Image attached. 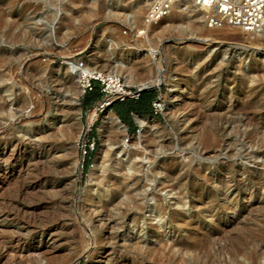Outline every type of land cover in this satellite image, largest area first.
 <instances>
[{"label":"rangeland","instance_id":"rangeland-1","mask_svg":"<svg viewBox=\"0 0 264 264\" xmlns=\"http://www.w3.org/2000/svg\"><path fill=\"white\" fill-rule=\"evenodd\" d=\"M144 1L0 0V264H264V46L181 10L140 38ZM71 61L104 75L123 63L130 73L115 77L153 88L157 114L144 128L137 114L131 128L119 120L110 149L98 125L115 113L104 96L85 108ZM159 73L170 82L154 85ZM246 94L259 103L252 125L188 115L241 118ZM123 201L142 208L137 221Z\"/></svg>","mask_w":264,"mask_h":264},{"label":"built area","instance_id":"built-area-1","mask_svg":"<svg viewBox=\"0 0 264 264\" xmlns=\"http://www.w3.org/2000/svg\"><path fill=\"white\" fill-rule=\"evenodd\" d=\"M178 5L182 12H198L202 15L203 25L208 29H222L225 27L238 28L248 32L263 29L264 0H155L146 10L142 26L135 30L140 38L147 36V29L165 20L171 9ZM126 34V32H124ZM62 63V62H61ZM79 69L83 67L79 64ZM74 75L82 96L91 92L93 87L99 86L104 98L99 104L100 109L110 107L113 102L138 100L140 90H128L120 78L107 76L102 73L89 74L77 70ZM159 104L153 102L154 114ZM93 151V145L83 143L82 157L86 158Z\"/></svg>","mask_w":264,"mask_h":264},{"label":"bare ground","instance_id":"bare-ground-1","mask_svg":"<svg viewBox=\"0 0 264 264\" xmlns=\"http://www.w3.org/2000/svg\"><path fill=\"white\" fill-rule=\"evenodd\" d=\"M155 0H146L144 1V3H142L141 5L145 4L146 3V6H150ZM11 4V3H9ZM8 5V4H7ZM12 5V4H11ZM137 6V10L140 9V6ZM11 7V6H10ZM147 7V8H148ZM3 8V7H2ZM141 10V9H140ZM139 10V12H140ZM180 7L178 5L174 6L172 9H171V12L169 14L172 15V14H180ZM135 13H136V10H135ZM187 13V12H185ZM191 13V12H189ZM197 13V16H198V19H201L202 22H203V19H202V15L198 12H195ZM168 16V17H169ZM167 17V18H168ZM152 27V26H151ZM150 27V28H151ZM223 29H233L231 27H225ZM235 29V28H234ZM241 30V29H240ZM209 31V30H208ZM242 32L244 34H246L248 37H253L254 39L253 40H250V39H246V43L248 45H250L251 47H255L256 49L259 48V47H262L264 46L263 45V42H264V22H263V29L261 30H258L256 32H248V31H245V30H242ZM260 51L264 50V49H259ZM95 64L98 63V60L95 58ZM81 64V63H80ZM64 65H65V71H66V74L69 75V73H72L74 75V72H76L77 70H81L82 72H88L89 74H93V73H99V71H102V70H99V69H90L88 68L89 65H87L85 68L82 67L81 69H79V62L77 61H71V62H64ZM225 65L223 63V61L221 60V64L219 66V68H223L222 66ZM101 68H107L109 69L107 72H104L108 75H112V76H121L124 72H129V69L127 68V66H125L123 63L121 62H107L106 64L103 63V65L101 66ZM159 72H162L161 70H159ZM130 73V72H129ZM169 73V72H168ZM65 74V73H64ZM170 74V73H169ZM107 75V76H108ZM75 76V75H74ZM118 78V77H117ZM171 77H169V75L167 76L166 74L165 75H161L159 73L157 79H155L154 81L152 80V83L154 85L156 84H160V83H163V82H170V79ZM216 78V77H215ZM75 79H76V82H78V79L76 78L75 76ZM228 83L229 85H232V86H236V82L235 80H233V82H226ZM167 86V85H166ZM174 86V85H173ZM176 86V85H175ZM159 87V86H157ZM145 88H148V86H146V84H140L138 86V90H142V89H145ZM170 89V88H169ZM231 92V91H230ZM234 94V93H233ZM75 96L73 97V102L75 104L78 103V96L79 94H74ZM177 95V94H176ZM80 97V96H79ZM174 99V98H173ZM172 99V100H173ZM235 99V98H234ZM238 100V101H237ZM239 100L241 101L239 103ZM163 101V100H162ZM181 103V102H180ZM73 104V103H72ZM79 104V103H78ZM259 103L258 102H255L254 101V98L251 96V95H247L246 96H239V95H236V101L234 100V106H233V111L236 112V113H241L242 114V117L241 118H234L232 120H229L226 116H224V114H219L218 116L214 115L213 113L214 112H211V111H204L202 113H200L199 111H189L188 112V115L190 117H196L198 119H203V118H206V119H212L214 120L213 122L215 123L214 125L218 124L219 122H225V123H240V124H244L245 125H248V124H251L252 123V119L250 118V114L256 112L258 110V105ZM182 108V107H181ZM184 109V108H183ZM182 110V109H181ZM95 117H96V111L94 109H92L89 113H88V126L87 127H90L94 121H95ZM136 118V121L137 123L141 126V127H145L147 125V120L145 119V117L143 116H138L136 115L135 116ZM218 122V123H216ZM255 124V123H254ZM52 125V124H51ZM252 125V124H251ZM250 125V126H251ZM259 126V125H258ZM148 128V127H147ZM125 126L119 121L118 117L116 115H114L112 112H109L102 120L101 124L98 125V131L100 133V135L103 137V140H104V143L106 145L109 146L110 149H112L113 145L118 143L119 141H117V137L119 134H124L125 133ZM214 130L215 131H220V129L216 126L214 127ZM221 132V131H220ZM223 133V132H222ZM120 138V137H119ZM138 138V137H137ZM141 136L138 138V140L135 141V148H140V149H145V144L143 147L142 146V141L140 140ZM211 137H209V139H207V143L209 144L210 142H216L217 143V140H215L216 138H212L210 139ZM124 144V143H123ZM39 145V144H38ZM119 148L122 147V144L120 146H118ZM104 150H106V147L104 146ZM103 150V151H104ZM184 166H180V168H170L171 170H169L167 173L168 175L169 174H172V173H175V171H181V170H184L183 168ZM94 168H95V165L92 166V172H91V177L93 176V172H94ZM188 169V168H187ZM187 173L188 171L185 170ZM196 170H192V172H195ZM151 174V173H150ZM147 177L148 175L145 174ZM153 176V175H152ZM155 176V175H154ZM192 176V175H191ZM90 177V178H91ZM148 180V179H147ZM148 181H151V180H148ZM222 192V191H221ZM143 194V193H142ZM124 202V201H123ZM144 202L148 205L145 207H147V212L149 214V217L152 216V215H156V209L154 206H151L148 201L147 198H145ZM124 204L126 205V213H128L129 211L133 210L135 211V217H134V221H137L138 219V216L140 217V215L137 216V212H140L142 210V208H140V206H136V205H131V203L129 201H125ZM182 204V201L181 199H178L177 202H176V206H181ZM156 217V216H155ZM97 233V232H96ZM95 234V233H94ZM93 236V235H92ZM95 237V235H94ZM97 241V240H96ZM93 242V241H92ZM254 243V242H253ZM95 245V244H93ZM99 247V246H98ZM93 248V247H92ZM98 249V248H96ZM247 250V249H246ZM245 251V250H244ZM256 255V254H255ZM253 257V254H251L250 258L249 259H252ZM246 258V257H245ZM233 261V260H232ZM246 261V260H245ZM182 264H187V262L185 261H182Z\"/></svg>","mask_w":264,"mask_h":264},{"label":"trees","instance_id":"trees-1","mask_svg":"<svg viewBox=\"0 0 264 264\" xmlns=\"http://www.w3.org/2000/svg\"><path fill=\"white\" fill-rule=\"evenodd\" d=\"M85 108L91 106L93 103L103 97L99 86H94L92 91L84 96ZM156 100V93L153 90H147L140 93L138 100H127L125 102H113L110 109L115 113L118 119L129 128L133 127L132 115H156L154 114L152 104ZM92 153V152H91ZM90 153V154H91ZM90 154L86 157L85 170L90 164Z\"/></svg>","mask_w":264,"mask_h":264},{"label":"water","instance_id":"water-1","mask_svg":"<svg viewBox=\"0 0 264 264\" xmlns=\"http://www.w3.org/2000/svg\"><path fill=\"white\" fill-rule=\"evenodd\" d=\"M147 90H153V88L152 89L145 88V89L140 90V92L147 91Z\"/></svg>","mask_w":264,"mask_h":264}]
</instances>
